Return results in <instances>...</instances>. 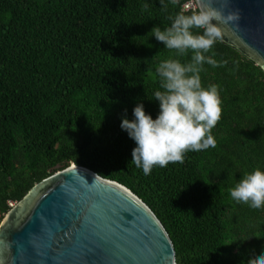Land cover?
<instances>
[{
	"label": "trees",
	"instance_id": "16d2710c",
	"mask_svg": "<svg viewBox=\"0 0 264 264\" xmlns=\"http://www.w3.org/2000/svg\"><path fill=\"white\" fill-rule=\"evenodd\" d=\"M192 1L164 0L163 10L159 0H0V225L36 184L74 162L141 198L177 264H247L264 252V208L229 192L245 173L264 171V71L254 61L221 40L206 54L225 62L200 72L222 102L215 148L144 175L120 128L138 104L158 116L161 62H190L191 52L176 56L149 33L197 11L186 10Z\"/></svg>",
	"mask_w": 264,
	"mask_h": 264
},
{
	"label": "water",
	"instance_id": "95a60500",
	"mask_svg": "<svg viewBox=\"0 0 264 264\" xmlns=\"http://www.w3.org/2000/svg\"><path fill=\"white\" fill-rule=\"evenodd\" d=\"M203 8L208 0H196ZM213 7L219 8L217 0ZM221 41L264 71V0H229ZM213 24L216 21H212ZM0 264H177L169 233L130 189L70 166L36 184L0 225Z\"/></svg>",
	"mask_w": 264,
	"mask_h": 264
},
{
	"label": "clouds",
	"instance_id": "9594fccd",
	"mask_svg": "<svg viewBox=\"0 0 264 264\" xmlns=\"http://www.w3.org/2000/svg\"><path fill=\"white\" fill-rule=\"evenodd\" d=\"M171 2L175 3V0ZM217 2L219 8L212 6L213 0H208L203 8L190 14L178 13L169 17V27L163 30L153 27L149 33L165 48L173 50L176 56L183 57L189 52L192 55L186 64L178 59H168L156 68L161 89L154 93V99L159 102L156 119H152L145 113L143 105L138 104L133 109L132 121L121 120V130L136 145L131 152V163L142 169L144 175H150L154 167L183 164L187 152L216 147L211 132L221 119L222 102L217 85H210L207 89L202 87L200 72L205 63L212 67H221L225 63L206 55L223 36V30L218 25L238 26L241 19L239 9L224 14L229 0ZM159 3L163 10L167 9L164 0H159ZM187 6L186 10H189ZM143 7L147 9L149 4ZM229 192L238 204L247 205L252 210L264 208V171L256 169L245 173ZM247 264H264V252L250 258Z\"/></svg>",
	"mask_w": 264,
	"mask_h": 264
},
{
	"label": "built area",
	"instance_id": "2783aa9c",
	"mask_svg": "<svg viewBox=\"0 0 264 264\" xmlns=\"http://www.w3.org/2000/svg\"><path fill=\"white\" fill-rule=\"evenodd\" d=\"M193 8L195 9V4L193 2H191L188 6L187 9Z\"/></svg>",
	"mask_w": 264,
	"mask_h": 264
}]
</instances>
